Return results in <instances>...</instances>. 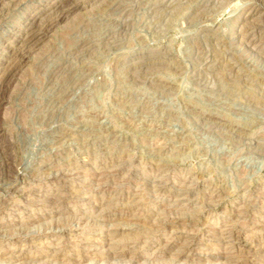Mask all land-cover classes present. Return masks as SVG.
<instances>
[{
    "label": "rangeland",
    "instance_id": "374dc122",
    "mask_svg": "<svg viewBox=\"0 0 264 264\" xmlns=\"http://www.w3.org/2000/svg\"><path fill=\"white\" fill-rule=\"evenodd\" d=\"M53 1L0 13V264H264V0H89L14 57Z\"/></svg>",
    "mask_w": 264,
    "mask_h": 264
},
{
    "label": "bare ground",
    "instance_id": "6f19581e",
    "mask_svg": "<svg viewBox=\"0 0 264 264\" xmlns=\"http://www.w3.org/2000/svg\"><path fill=\"white\" fill-rule=\"evenodd\" d=\"M63 0H55L53 2H49L48 5H46V7L42 8L39 11H36V13H34L33 15L30 16V18L27 19V22L24 24V29H20L23 30L24 34L26 35L25 37V41H23V45L16 49L15 51H13V54H17L19 51L21 52V50H26L27 48L32 47L31 44H37L41 41H43V39L46 37L47 33H48V27L49 25H53V23H56L58 21H60L62 18H64L69 12L80 8L82 5H84L85 3H87L89 0H64L67 1L66 5L62 4ZM64 3V2H63ZM9 6V5H7ZM11 6H9L10 8ZM6 0H0V13L5 11L6 9ZM8 10V9H7ZM51 11V12H50ZM50 12L48 15L44 16L46 13ZM255 12H252L251 14H254ZM1 15V14H0ZM254 21V20H253ZM11 37L10 39H8L9 41H11L9 44V47L13 46L12 48L14 49L17 44L19 43L20 38H15ZM6 38V37H5ZM22 38V37H21ZM8 41V42H9ZM33 45V46H34ZM8 48V46H7ZM10 49V48H9ZM11 53L12 51L9 50ZM23 53V52H22ZM10 55V54H9ZM23 55H17L20 56L19 60L12 62V68L16 67V66H22L26 63V58ZM14 56V55H13ZM15 57V56H14ZM12 58L13 60H15V58ZM28 58V57H27ZM6 61V60H5ZM11 62V61H10ZM134 62V61H133ZM7 69V68H6ZM9 69V68H8ZM7 69V70H8ZM1 97V96H0ZM3 100V98H0V103ZM1 154V153H0ZM4 154V153H3ZM4 157V156H2ZM6 164V163H5ZM60 172V171H59ZM54 174H57L54 172ZM60 174V173H59ZM63 174V173H62ZM62 177V176H61ZM108 179V178H107ZM15 188V187H14ZM187 193V192H186ZM189 194V193H188ZM183 195V194H182ZM181 195V196H182ZM193 195V194H192ZM187 196V195H185ZM179 197V196H178ZM180 201V200H179ZM189 201H184L182 200V203L185 205L187 204ZM190 203V202H189ZM196 205V204H195ZM190 206V205H189ZM195 207V206H194ZM110 208V207H109ZM45 217V216H44ZM119 217V216H118ZM114 219V218H113ZM176 222V221H175ZM173 223V222H172ZM171 224V223H170ZM178 227V226H177ZM179 228V227H178ZM228 229V228H227ZM226 229V230H227ZM183 231V230H182ZM181 230H179V232H182ZM225 233V232H223ZM244 234V233H243ZM225 235H227L228 237L233 238L234 240H244V236L242 234H238L236 231H234L233 229L228 230ZM108 238H114L113 234H109L107 235ZM235 246V245H234ZM238 246V244H237ZM236 247V246H235ZM111 248V247H110ZM99 250V249H98ZM113 250V249H112ZM117 251V250H116ZM180 252H183V250H181ZM179 253V252H178ZM103 254V253H102ZM118 254V253H117ZM181 254V253H180ZM113 255V254H112ZM15 258H19L21 257V255H16L14 256ZM98 257V256H97ZM101 257V256H100ZM10 259V258H9ZM15 260V259H14ZM223 264V263H222ZM227 264V263H226Z\"/></svg>",
    "mask_w": 264,
    "mask_h": 264
}]
</instances>
